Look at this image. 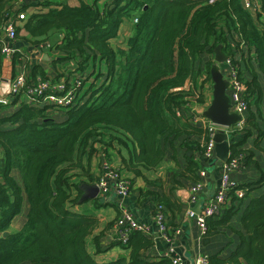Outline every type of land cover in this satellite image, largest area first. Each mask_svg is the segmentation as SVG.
<instances>
[{
	"label": "trees",
	"instance_id": "16d2710c",
	"mask_svg": "<svg viewBox=\"0 0 264 264\" xmlns=\"http://www.w3.org/2000/svg\"><path fill=\"white\" fill-rule=\"evenodd\" d=\"M13 1L0 0V27L13 11ZM42 6L47 11L31 14L16 27L17 38L24 29L32 42L38 43L50 32L60 31L58 47L79 58L80 80L89 84L79 89L83 93L79 106L63 111L56 121L50 118L47 107L34 108L26 103L11 108V116L0 118V264H98L85 248V239L97 219L67 209V172L75 148L93 135L101 136L97 129H108L120 135L117 139L121 145L127 146L126 140L135 143L133 166L153 168L165 159L168 149H175V140L189 138L182 145L185 168L180 176L198 181L200 168L207 167L200 143L201 139L207 141V131L183 121L177 110L196 91L198 103L204 102L199 75L204 73L210 80L214 50L221 46L238 65L249 94L247 126L243 131L232 130V137L243 134L230 147L232 154L246 153L240 146L251 130L255 129L259 137L264 135L262 125L256 122L257 118L264 121L259 82V74L264 76V0H260L256 16L245 10L240 0H108L102 8L93 1L79 0L76 6H51L49 2ZM132 18L137 21L132 22ZM126 22L130 31L124 44H113ZM235 36L244 42L246 51L238 53L237 47L231 46ZM235 43L238 46L239 42ZM97 61L100 68L96 69ZM202 63L203 70L199 68ZM91 65L93 70L88 72ZM36 73L33 67L29 82L37 76L47 78ZM187 82H191L188 91H175ZM24 195L28 202L25 225L3 237L20 213ZM155 200L166 206L171 203L166 197ZM241 201L233 197L234 210L227 209L218 222L208 219L207 232L208 227L227 225ZM94 203L104 205L98 200ZM242 219L249 237L242 235L237 251L227 261L241 264V257L245 264H264V197L251 202ZM152 245L147 236L134 232L127 244L121 245L131 249L129 260L121 257L109 264H172L165 256L149 262L141 250ZM209 259L210 264H227L219 256Z\"/></svg>",
	"mask_w": 264,
	"mask_h": 264
},
{
	"label": "crops",
	"instance_id": "0c3cea01",
	"mask_svg": "<svg viewBox=\"0 0 264 264\" xmlns=\"http://www.w3.org/2000/svg\"><path fill=\"white\" fill-rule=\"evenodd\" d=\"M85 1L89 2L88 0ZM92 1L96 3L97 8H102L107 4L108 0H91L89 3H92ZM99 1L102 2L99 4ZM46 2H49L51 6L60 4L76 6L79 0H14L11 4L14 12H20L22 8H24L23 11L26 13V19H28L33 13L47 11V7L42 6V4ZM24 22L25 21L18 22V26H21ZM128 35L129 33L127 32L126 37ZM33 40L34 39L31 38L24 29L19 31L16 48H18L20 52L15 54L11 60L0 57V77H13L20 73L32 76V69L35 67L37 70L36 74L43 73L45 75L44 77L52 78L54 81L60 79H80L82 74L77 67L79 58L64 53L58 47L61 45L62 40V33L60 31L55 30L50 32L47 36L41 37L38 43H33ZM39 43L51 44L50 49L40 51L37 47ZM205 57L212 56L207 55ZM99 62L100 61L96 62V69L100 68ZM88 70V72L93 70L92 65ZM102 71H104V69ZM205 79V75H199L198 85L203 86L204 102L201 104L199 103L200 106L198 108L194 105L196 114L202 113L212 100V82L211 79L204 82ZM99 81L102 80L99 79ZM207 82H209V86L207 84L206 88L207 86L209 87V93L204 89V85ZM259 82L263 93L261 108L264 109V76L261 74H259ZM85 83L83 82V84ZM87 86H83V90ZM251 108L252 110L255 109L254 107ZM10 109L11 108L0 106V118L7 117V111ZM256 122L262 125L261 130L264 132V121H260L257 118ZM95 132H99L101 136L95 137L93 135L85 144L77 145L73 154V162H71L72 166L67 172L70 194L67 203L68 211L76 215L97 219V225L85 239L87 253L95 262L98 264H109L117 261L121 257H124L127 261L129 260L131 249L125 248L115 242L110 228L111 222L120 213L121 208H126L130 211L137 221L153 226L152 216L154 205L156 204L155 198L166 197L172 204L170 203L169 206H166L164 204L165 202L161 203H163L167 209L169 225L172 227H182V232L174 245V252L186 259L187 263L194 253H198L207 254L209 257L219 256L224 259L227 264H233L227 260L237 251L241 243L242 235L246 238L249 237V234L243 227L242 218L251 202L253 204L256 200L264 197V177L262 178V174L264 173V135L259 137L255 129L251 130V134L244 139L243 144L240 146V149L246 151L247 154V161L244 168L239 172H229L231 182L248 188L236 214L234 213L229 219L227 225H214V227H208V232L204 234L194 220L189 219L186 215V210L189 208L195 213L200 210L198 202L191 204L187 199L188 186L194 182L180 176L185 168V148L183 149L182 145L183 143L189 142V138V140H182L181 138L175 140L173 143L175 144V149H168L165 159L157 166L147 168L141 165L133 166L132 164L131 155L133 153L135 154V150H137L135 143L124 138L127 142V146L121 145L117 139L120 135L108 129H97ZM223 132L227 134L229 143L238 142L243 134L240 133L239 138L231 136L233 133L232 130H229L228 133L226 130ZM110 133L111 137H109V140L105 141L104 135ZM102 150L107 153L111 165L120 171L121 176L132 182L131 194L121 199L116 195V192L110 185L111 190L108 195L101 196L98 194L97 198L82 200L81 198L84 192L79 190V187L93 185L99 177L100 166L98 153ZM210 164L205 167L206 178L204 196L213 195L218 183L219 174L223 170V165L210 166ZM68 165L69 164L66 166ZM13 175L16 176V179L19 177L16 171H14ZM260 179H262L261 182H259ZM99 197H103L105 201L103 202V206L97 207L94 202L95 200L99 201ZM229 207V209L233 208L232 210H234L235 205L231 204ZM27 212L28 202L24 195L20 213L12 219L6 230L8 235L16 233L23 228L26 223ZM222 216L212 221L216 223ZM153 236L155 239L147 237L152 240L153 245L148 249L141 250V252L147 256L149 262H157L163 256H166L164 254L166 252V246L158 238V234L154 228ZM238 260L241 264H245L243 258L239 257Z\"/></svg>",
	"mask_w": 264,
	"mask_h": 264
},
{
	"label": "built area",
	"instance_id": "2783aa9c",
	"mask_svg": "<svg viewBox=\"0 0 264 264\" xmlns=\"http://www.w3.org/2000/svg\"><path fill=\"white\" fill-rule=\"evenodd\" d=\"M213 3L216 0H198ZM242 7L245 8L251 15L256 16L260 12V0H240ZM264 20V15H262ZM26 20V13L24 11H12L3 25L0 27V57L6 60H11L15 54L19 53L16 48L18 41L16 27L18 22ZM133 22L137 19L134 18ZM124 40L127 31L122 28ZM235 42H239L238 46L234 41H231V46H236L238 53L246 51L247 47L244 42L235 36ZM51 44L39 43L37 47L40 51L50 49ZM226 55V54H225ZM240 59V55H236ZM247 60V58H246ZM224 66H227V73L225 79L228 81L227 95L229 99V112L239 116V119L230 127H223L212 123L205 119L200 114H196L194 105L199 99V91H196L193 97H186V104L182 105L177 110V115L194 126L207 131V141L204 143L200 140L201 146L204 150L201 158L204 163L210 164L215 158V141L214 135L218 130L243 131L247 126V111L249 110V94L247 86L243 80V76H239L238 65L235 64L232 58L226 55ZM223 66V65H222ZM223 74V72H222ZM60 79L53 80L52 78H42L37 76L34 80L29 82L28 75L20 73L13 77H0V106L8 108H16L22 102L28 104L30 107L43 108L47 107V113L50 118L57 120L62 115V112L71 108L78 107L80 98L83 93L79 91L82 82L79 79ZM191 88V82L186 83L183 87L175 89V91H188ZM100 175L95 181L98 189V194L101 196L108 195L111 188L114 189L118 197L126 198L131 194L132 182L121 176L120 171L111 165L109 156L103 150L98 153ZM199 158V157H198ZM247 161V154L238 152L232 154L228 152L226 161L223 162V170L219 174L217 186L213 195L204 196L205 193V168H200L199 180L188 186V202L191 204L201 201L199 212H193L190 208L186 210V215L189 219L194 220L201 232L207 231V220L220 218L232 204V198L244 199L248 188H240L238 184L231 182L229 172L241 171ZM111 185V188H110ZM153 226L150 224L137 221L134 215L126 208H121L120 213L111 222V234L115 242L119 245H126L129 237L134 232L154 238L153 228L158 234V238L166 246L164 253L171 259L172 264H187L186 260L175 251V243L182 232V227H172L169 225V217L167 209L163 204H155L153 209ZM155 239V238H154ZM192 264H210L208 255L193 254Z\"/></svg>",
	"mask_w": 264,
	"mask_h": 264
},
{
	"label": "water",
	"instance_id": "95a60500",
	"mask_svg": "<svg viewBox=\"0 0 264 264\" xmlns=\"http://www.w3.org/2000/svg\"><path fill=\"white\" fill-rule=\"evenodd\" d=\"M226 60V55L222 52L221 46H217L214 50V63L210 66L209 74L212 82V100L201 116L212 123L223 127H231L239 116L229 112V99L227 95L228 81L224 78L221 71V65ZM215 141V159L210 166H221L226 161L230 150L228 136L222 130H218L214 135ZM79 190L83 191V199H94L98 197V189L95 184L80 186ZM100 202H104L103 197L98 198ZM201 201H198L200 206ZM199 212V211H198ZM3 237L8 236V232H3Z\"/></svg>",
	"mask_w": 264,
	"mask_h": 264
},
{
	"label": "rangeland",
	"instance_id": "374dc122",
	"mask_svg": "<svg viewBox=\"0 0 264 264\" xmlns=\"http://www.w3.org/2000/svg\"><path fill=\"white\" fill-rule=\"evenodd\" d=\"M89 2L91 1V0H88ZM107 1V0H106ZM102 1H99V4L101 3ZM134 18H132V22L134 21L133 20ZM127 24H124L123 26H122V28L124 29V30H126L127 32H129L130 31V24H129V22H126ZM124 33L123 32H119V36L116 38V39H114L113 40V42L115 43V45H123L124 44ZM214 61V60H213ZM223 66H221V71L223 72V76L225 77V74L227 73V69H228V67L227 66H224V64H222ZM204 67H205V63H202V64H199V68H201L202 70L204 69ZM202 75H205L204 73L202 74ZM80 80V79H79ZM207 80V78L204 80V82ZM75 81H77V80H75ZM90 82H94V79L93 78H91L90 79ZM203 82V83H204ZM83 84V83H82ZM87 84H89V82H86L85 84H84V86H87ZM208 84V86H209V82H207V83H205V85H204V89L205 90H207L208 91V93L210 92V90H209V87L207 86V88H206V85ZM88 95H90V93H88ZM201 104V103H200ZM200 104L199 103H197L195 106H196V108H198L199 106H200ZM13 114V112L11 111V110H8L7 111V116H11ZM109 137H111V133L110 134H105L104 135V138H105V141H107V140H109ZM110 141H111V138H110ZM17 181L20 183V184H22V182H21V179L18 177L17 178ZM212 220H214V219H212ZM207 232V231H206ZM204 234H206V233H204ZM198 254V253H197ZM207 255V254H206ZM165 257H168V256H165ZM169 258V257H168ZM208 259H209V256H208ZM171 260V259H170ZM186 260V259H185ZM186 263H187V260H186ZM209 263H210V259H209ZM187 264H192V258L190 259V260H188V263Z\"/></svg>",
	"mask_w": 264,
	"mask_h": 264
},
{
	"label": "clouds",
	"instance_id": "9594fccd",
	"mask_svg": "<svg viewBox=\"0 0 264 264\" xmlns=\"http://www.w3.org/2000/svg\"><path fill=\"white\" fill-rule=\"evenodd\" d=\"M213 60H214V57H213ZM213 63H214V61H213ZM222 66V65H221ZM198 103V102H197ZM196 105V104H195ZM200 115H201V113H200ZM230 128H232V126L230 127ZM231 144H233V143H230L229 145H230V147H231ZM230 151V150H229Z\"/></svg>",
	"mask_w": 264,
	"mask_h": 264
}]
</instances>
